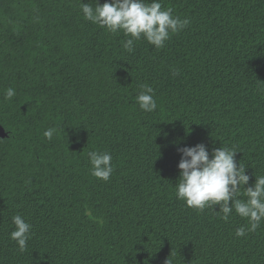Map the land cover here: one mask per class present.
Wrapping results in <instances>:
<instances>
[{
  "label": "trees",
  "instance_id": "16d2710c",
  "mask_svg": "<svg viewBox=\"0 0 264 264\" xmlns=\"http://www.w3.org/2000/svg\"><path fill=\"white\" fill-rule=\"evenodd\" d=\"M82 2L0 0V264H264V221L238 237L235 211L176 196L178 147L234 149L245 188L264 175V0H160L189 25L131 53ZM93 150L113 157L108 181ZM15 215L32 225L23 252Z\"/></svg>",
  "mask_w": 264,
  "mask_h": 264
},
{
  "label": "clouds",
  "instance_id": "9594fccd",
  "mask_svg": "<svg viewBox=\"0 0 264 264\" xmlns=\"http://www.w3.org/2000/svg\"><path fill=\"white\" fill-rule=\"evenodd\" d=\"M81 11L86 20L106 28L109 32L122 31L126 37L122 47L131 53L134 42L141 38L157 49L162 48L171 34L182 31L190 23L188 18L181 19L173 15L172 8H164L160 0H106L100 4L95 0L81 3ZM141 91L135 97L141 110L153 112L157 109L154 90L147 84L140 85ZM16 95L14 88L5 90V99L10 100ZM54 127L44 131L48 140L56 133ZM181 159L178 164L180 175L176 184V196L188 207L203 211L219 205L218 213L227 222L235 213L247 221V226L236 229V236H246L254 232L264 221V175L256 176L255 183L245 188L249 182L246 167L238 164L235 156L237 151L227 146L214 148L211 153L204 144L178 147ZM211 156V158H210ZM91 174L103 181H108L114 171L112 155L107 152H88ZM246 199H240L241 190ZM231 201V204L229 203ZM15 230L10 233L21 252L26 251L30 239L32 225L21 215L12 218ZM166 264H171L170 259Z\"/></svg>",
  "mask_w": 264,
  "mask_h": 264
},
{
  "label": "water",
  "instance_id": "95a60500",
  "mask_svg": "<svg viewBox=\"0 0 264 264\" xmlns=\"http://www.w3.org/2000/svg\"><path fill=\"white\" fill-rule=\"evenodd\" d=\"M0 135L1 136H6L7 132L5 131L4 127L2 125H0Z\"/></svg>",
  "mask_w": 264,
  "mask_h": 264
}]
</instances>
